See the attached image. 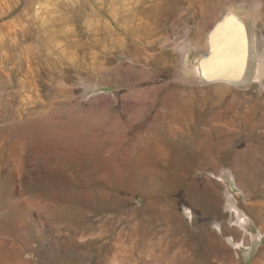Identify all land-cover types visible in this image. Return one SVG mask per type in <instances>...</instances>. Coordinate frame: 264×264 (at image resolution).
Segmentation results:
<instances>
[{"label": "rangeland", "instance_id": "1", "mask_svg": "<svg viewBox=\"0 0 264 264\" xmlns=\"http://www.w3.org/2000/svg\"><path fill=\"white\" fill-rule=\"evenodd\" d=\"M0 264H264V0H0Z\"/></svg>", "mask_w": 264, "mask_h": 264}, {"label": "water", "instance_id": "2", "mask_svg": "<svg viewBox=\"0 0 264 264\" xmlns=\"http://www.w3.org/2000/svg\"><path fill=\"white\" fill-rule=\"evenodd\" d=\"M207 53L196 61L202 84L244 82L250 56L247 24L233 11L222 15L206 36Z\"/></svg>", "mask_w": 264, "mask_h": 264}, {"label": "bare ground", "instance_id": "3", "mask_svg": "<svg viewBox=\"0 0 264 264\" xmlns=\"http://www.w3.org/2000/svg\"><path fill=\"white\" fill-rule=\"evenodd\" d=\"M249 40H250V45H251V38H250V34H249ZM251 68V64H250V56H249V62H248V68H247V71H246V76H245V79L244 81L246 82L248 80V78L251 76L252 72H253V69L250 70ZM258 75V74H257ZM257 78V77H256Z\"/></svg>", "mask_w": 264, "mask_h": 264}]
</instances>
